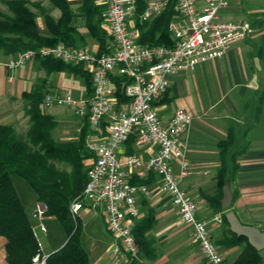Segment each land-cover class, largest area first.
<instances>
[{
  "label": "crops",
  "instance_id": "crops-1",
  "mask_svg": "<svg viewBox=\"0 0 264 264\" xmlns=\"http://www.w3.org/2000/svg\"><path fill=\"white\" fill-rule=\"evenodd\" d=\"M29 1H40L45 13L55 22L61 17L60 8L50 0ZM66 1L71 10L68 25L74 29L75 44L98 52L100 43L91 35L87 14L82 10L84 0ZM148 1L145 0L146 3ZM229 1V6L221 12L222 18L247 21L253 27L252 33L234 42L224 56L200 63L193 71L173 74L167 92L156 103L163 121L169 120L178 107L186 109L195 117L188 130L181 135L194 169L191 175L183 179L182 186L194 198L197 216L207 221L211 235L224 256V264H233L241 247L218 243L227 235V227L222 222L223 212L214 199V196L220 194L218 175L223 163L227 167L225 175H231L233 166H237L234 178L227 183L233 195L230 208L243 223L264 230V0ZM95 3L100 6V14L95 16L94 21L100 19L101 28L109 34L101 0H95ZM0 6V10L9 12L1 0ZM32 9L36 12L39 32L44 36L51 35L45 13L37 6H32ZM173 19H179L178 14ZM137 21L136 15H133L129 25L140 35ZM111 41L109 50L112 47ZM13 56L0 50V123L14 125L20 135H23L20 128L30 125L28 103L24 95L36 85H42L44 97L48 93L64 92L81 97L92 92V81L90 87L87 86L84 77L69 68L50 70L48 63L40 57H35L22 67L10 68L7 60ZM43 100L40 103L41 111L51 115L55 121L51 129L55 141H76L86 125L89 129L87 119L77 115L70 105H46ZM156 150V145H137L133 139L121 147L120 154L125 156L136 153L149 157ZM91 160L92 157L86 159L85 163L89 164ZM173 165L178 168L176 162ZM14 176L12 181L40 242L41 252L46 256L63 245L66 240L65 230L54 216L38 215V200L33 188L34 195L28 193L35 201L27 206ZM136 177L147 179L144 183L152 191L150 196L140 193L138 197L141 215L136 223L147 217L152 220V224L144 232L145 238L151 243V251L139 252L137 264H206L198 245L192 241L191 227L183 222L176 206L163 192L161 177L156 173L132 175L131 181L134 182ZM222 197L223 191L221 207ZM78 216L83 225L82 242L91 264H121V258L111 256L113 237L106 227L104 212L86 207ZM46 219L63 228L64 236L60 237L61 240L42 241L40 234L46 235L49 232ZM88 223L92 229L87 233ZM41 224L46 227V231L41 229ZM36 226L40 232H37ZM6 241V237L0 235V264H9Z\"/></svg>",
  "mask_w": 264,
  "mask_h": 264
},
{
  "label": "built area",
  "instance_id": "built-area-1",
  "mask_svg": "<svg viewBox=\"0 0 264 264\" xmlns=\"http://www.w3.org/2000/svg\"><path fill=\"white\" fill-rule=\"evenodd\" d=\"M172 0H149L137 13L138 0H101L103 16L111 35V49L92 52L87 46L58 42L21 51L7 60L10 68H19L35 57L52 56L72 64H82L91 73L92 92L76 98L70 92L48 93L46 105L68 104L85 117L88 132L85 143L93 152L87 166L83 191L70 203L72 215L84 208L101 209L113 237L111 256L121 264L138 258L133 229L140 217L139 194L150 196L146 183H134L132 175L161 177L162 190L176 206L179 216L192 229V241L200 249L206 264H224V256L211 235L207 221L197 216L196 202L182 186L194 171L181 139L194 115L182 107L163 121L156 103L167 92L170 78L180 71H193L197 65L225 55L231 45L248 37L252 25L243 20L221 16L229 0H175L179 19L169 23L172 44L141 45L139 33L131 29L130 17L148 21L161 13ZM127 78L124 85L127 103H119L113 76ZM137 145L157 146L149 157L136 153L121 156V147L131 138ZM178 164L176 169L173 163ZM39 216H46L47 205L37 203ZM41 229L46 227L41 224ZM41 249L40 242H38ZM45 255L33 261L44 264Z\"/></svg>",
  "mask_w": 264,
  "mask_h": 264
},
{
  "label": "trees",
  "instance_id": "trees-1",
  "mask_svg": "<svg viewBox=\"0 0 264 264\" xmlns=\"http://www.w3.org/2000/svg\"><path fill=\"white\" fill-rule=\"evenodd\" d=\"M1 1L9 10V12L0 10V50L4 53L16 55L27 49L58 42L76 45L74 29L68 25L71 10L66 0H50L61 10V17L56 22L45 13L40 1ZM145 5V0H138L137 13H140ZM32 6L39 7L40 11L45 13L51 35L44 36L39 32L36 12ZM82 10L87 14V25L91 35L100 43L98 53L109 51L107 40L111 39V35L101 28L100 19L94 21L95 16L100 14V6L95 3V0H84ZM177 14L175 0H172L152 19L144 22L138 20L137 24L141 30L138 43L171 45L169 23ZM40 58L48 63L50 70L69 68L81 74L87 86L90 87L91 73L83 69L82 64H72L52 56ZM112 78L119 103H127L129 99L124 93L127 78L120 75ZM24 96L28 103L27 112L30 115V126L25 136L18 134L14 125L0 123V235L7 239V261L9 264H38L33 261V258L37 254L43 255L30 219L12 181V175L16 174L31 185L36 192L38 202H44L47 205L45 215L54 216L66 233L63 245L48 253L44 258V264H91L81 238L82 221L78 215L75 220L70 211L71 201L83 191L87 181L88 163H85V160L93 157V152L85 143L88 127L85 126L80 138L76 141H55L51 134V129L55 125L54 118L40 109V103L44 98L42 85H36ZM133 139L131 137L127 142L131 143ZM54 159L70 164L71 168L60 169L53 162ZM226 168V164L223 163L218 175L220 194L214 196L219 210L223 212L222 222L227 227V235L218 243L228 247L241 246V252L234 260V264H264L261 251L253 247L246 236L237 235L231 231L224 209L221 207L222 188L234 178L233 174L237 166H233L231 175L224 174ZM133 181L144 183L147 179L136 177ZM151 224L152 220L145 217L134 226L133 232L139 252L151 251V243L144 235ZM128 264H137V258L132 257Z\"/></svg>",
  "mask_w": 264,
  "mask_h": 264
},
{
  "label": "water",
  "instance_id": "water-1",
  "mask_svg": "<svg viewBox=\"0 0 264 264\" xmlns=\"http://www.w3.org/2000/svg\"><path fill=\"white\" fill-rule=\"evenodd\" d=\"M232 199V192L229 185L226 183L223 186L222 208L227 210L225 216L231 231L237 235L246 236L248 242L257 250L264 249V230L260 229L258 226L243 223L236 212L230 208Z\"/></svg>",
  "mask_w": 264,
  "mask_h": 264
},
{
  "label": "rangeland",
  "instance_id": "rangeland-1",
  "mask_svg": "<svg viewBox=\"0 0 264 264\" xmlns=\"http://www.w3.org/2000/svg\"><path fill=\"white\" fill-rule=\"evenodd\" d=\"M0 8H2V7L0 6ZM103 18H104V16H103ZM107 41L109 43V39ZM76 98H79V97H76ZM29 126L28 125H23V127L20 128L21 129L20 132H22V134H23L22 136H25L26 132L28 131ZM18 134H21V133H18ZM53 162L60 169L69 170L71 168L70 164H68V163H61L59 160H56V159H54ZM14 175H15L14 176V180H15L17 186H18V189H19V191L21 193V197L24 200V202L27 204V206L31 203V201H33V204H34L35 200L31 198L34 195L33 192H32L33 189L30 186V184L23 177H21L19 175H16V174H14ZM20 185H22V186H20ZM28 192L32 195L31 197L29 196ZM73 217L76 220V216L73 215ZM97 217H99V216H97ZM46 224H47V226L49 228V232L46 235L40 234L41 239H42L43 242H46V240L48 241L49 239L50 240L54 239L56 241V240H61L60 237L63 238L64 230L59 224L58 225L60 226V228L57 226V224H53V222H51V220H48V219H46ZM36 228H37V226H36ZM91 229H92L91 224L88 223L87 226H86V232L87 233L90 232ZM37 232H40L39 228H37ZM85 241H86V244H88L87 243L88 242V238H86ZM261 251H262L261 252L262 255L264 256V249H262Z\"/></svg>",
  "mask_w": 264,
  "mask_h": 264
}]
</instances>
